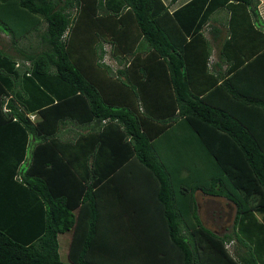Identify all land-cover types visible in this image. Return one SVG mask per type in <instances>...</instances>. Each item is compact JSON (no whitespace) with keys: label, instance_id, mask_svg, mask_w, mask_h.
I'll return each mask as SVG.
<instances>
[{"label":"trees","instance_id":"obj_1","mask_svg":"<svg viewBox=\"0 0 264 264\" xmlns=\"http://www.w3.org/2000/svg\"><path fill=\"white\" fill-rule=\"evenodd\" d=\"M257 2L0 0V32L39 45L0 50V140L15 159L0 167L15 203L0 264H64L67 230L71 264H264ZM196 193L232 205L229 230L202 224ZM32 197L27 241L12 228Z\"/></svg>","mask_w":264,"mask_h":264},{"label":"rangeland","instance_id":"obj_2","mask_svg":"<svg viewBox=\"0 0 264 264\" xmlns=\"http://www.w3.org/2000/svg\"><path fill=\"white\" fill-rule=\"evenodd\" d=\"M256 6H257L258 15L261 16L262 20L264 21V0H258ZM73 11L74 10H71V14H73ZM37 40L38 39L36 38L34 34H30L26 38H23L20 41H18V44L15 45L14 47L11 44L9 37L0 32V50H3L14 57H17L15 48L29 51L35 48L36 46H39ZM106 48L107 47H105V49ZM215 52H216V42L213 44V54ZM103 59H104V62L111 64V68L113 70L116 69L114 62H112L106 57H104ZM196 196H197L196 198L199 204L198 213L202 221V224L205 227L210 228L216 233H220L224 231V229L229 230L232 224V218H233V212H234L232 205L229 203H226V201L223 198L209 197V196L201 195L199 193H196ZM22 203H23V199L20 201V204ZM33 204H36V203H33ZM21 211L22 210L18 211V213ZM23 214L25 215L26 212H24ZM2 227H3L1 228L2 230L8 232L7 224H3ZM228 249H230L231 251V246H228ZM139 251L140 253H142V255L146 254L143 248L139 249ZM58 253H59L60 260L64 264H71L69 260L67 259L66 250L61 240L59 242ZM137 264H142V263H137Z\"/></svg>","mask_w":264,"mask_h":264},{"label":"crops","instance_id":"obj_3","mask_svg":"<svg viewBox=\"0 0 264 264\" xmlns=\"http://www.w3.org/2000/svg\"><path fill=\"white\" fill-rule=\"evenodd\" d=\"M163 3L167 6V9L169 12L173 11L174 9L180 7L181 5H183L184 3H186L188 0H175V1H170V0H162ZM221 19H223V14H220ZM220 18V17H219ZM217 25V24H215ZM105 47H107L105 49ZM103 50L104 53L102 55V59L101 61L103 62V64L108 65L109 67H111V64L104 62V57L108 58L109 60H111L112 62H114L115 67H118L115 59H112L109 55V45L107 43L103 44ZM33 115V114H32ZM35 118V117H34ZM63 129V128H62ZM65 131V130H64ZM76 131H80L79 127H76L74 125H70V133H75ZM29 147L26 151V155L25 157L28 158L31 150L33 148V146L35 145L34 142V138L30 137V142H29ZM11 144L10 142H4L2 140H0V167L2 169H5L7 166V163L14 161V154L12 155V150H11ZM13 159V160H11ZM10 171V170H9ZM1 185H0V225L6 224L7 222H9V218H11V212H14V208H15V203L14 200L11 199V195H10V188H8V192L5 189H1ZM32 200L28 202V206H26V219L24 221V224H19V223H15L13 224V230H17L14 231L17 234H22L27 241L32 240L38 233H39V218H38V212L40 211L39 207L36 204V198L35 200H33V197L31 198ZM13 214V213H12ZM23 222V221H22ZM23 225V227H22ZM11 226V225H10ZM20 239V238H18ZM60 240L62 241L64 248L66 250V256H67V250H68V246L71 240V230H67L61 233L57 234V251L59 249V242ZM231 246V245H228ZM59 255V253H58ZM60 259V257H59ZM68 259V258H67ZM70 262V261H69Z\"/></svg>","mask_w":264,"mask_h":264},{"label":"clouds","instance_id":"obj_4","mask_svg":"<svg viewBox=\"0 0 264 264\" xmlns=\"http://www.w3.org/2000/svg\"><path fill=\"white\" fill-rule=\"evenodd\" d=\"M29 117H30V118H33V116H32V115H30Z\"/></svg>","mask_w":264,"mask_h":264}]
</instances>
